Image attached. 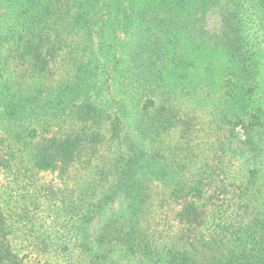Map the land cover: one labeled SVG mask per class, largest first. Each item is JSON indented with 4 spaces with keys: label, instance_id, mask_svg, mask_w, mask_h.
Segmentation results:
<instances>
[{
    "label": "trees",
    "instance_id": "1",
    "mask_svg": "<svg viewBox=\"0 0 264 264\" xmlns=\"http://www.w3.org/2000/svg\"><path fill=\"white\" fill-rule=\"evenodd\" d=\"M0 178V264H264V0H0Z\"/></svg>",
    "mask_w": 264,
    "mask_h": 264
},
{
    "label": "rangeland",
    "instance_id": "2",
    "mask_svg": "<svg viewBox=\"0 0 264 264\" xmlns=\"http://www.w3.org/2000/svg\"><path fill=\"white\" fill-rule=\"evenodd\" d=\"M240 130H241L240 128L237 129V131H240ZM48 179H49V180H53L54 177H53L52 175H50V176L48 177ZM1 180H2V178H0V182H1ZM55 182H56V181H55Z\"/></svg>",
    "mask_w": 264,
    "mask_h": 264
}]
</instances>
